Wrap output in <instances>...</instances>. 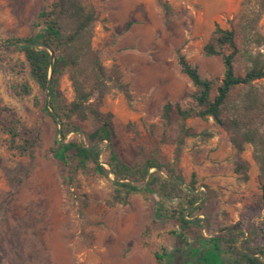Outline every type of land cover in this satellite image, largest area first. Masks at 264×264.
I'll return each instance as SVG.
<instances>
[{"label":"rangeland","instance_id":"rangeland-1","mask_svg":"<svg viewBox=\"0 0 264 264\" xmlns=\"http://www.w3.org/2000/svg\"><path fill=\"white\" fill-rule=\"evenodd\" d=\"M53 1L0 0V43L13 36L35 34L40 29L36 26L40 12ZM168 1L173 7L171 14L158 0H85L97 11L93 47L108 73L118 74L129 91L111 90L100 104L103 112L114 115L116 129L112 143H101V161L110 169L106 159L112 146L123 162L134 165L141 147L152 150L160 145L164 159L180 175L175 180L182 189L202 196L185 213L205 201L202 206L212 212L214 233L209 232L202 211L188 217L198 218L202 225L191 233L182 232L174 218L157 220L159 197L155 194L136 193L128 204L108 207L113 175L107 179L79 174L70 184L67 170L48 151L56 138L69 140L74 133L61 137L58 123L42 110L44 98L34 81L32 95L14 94L12 85L29 77L27 71L13 66L24 57L17 51H1L0 106H13L27 123L39 124L43 146L36 159L21 156L8 149L7 136L0 128V264H158L155 253L163 248L170 257L167 264H195L190 250L200 232L210 238L242 231L241 245L252 229L258 232L256 244H264L260 171L251 146L242 155L249 163L246 181L235 172L236 149L229 135L212 118L186 121L193 131L207 130L213 136L187 137L178 159L176 143L161 142L163 105L173 101L187 107L195 90L180 70L178 52L205 77L221 78L222 58L206 56L204 45L217 24L234 28L239 45H243L242 23L257 6L251 0ZM258 29L264 34V15ZM261 50L264 52V46ZM245 67V60L239 59L237 72L243 73ZM59 88L64 99L74 98L68 74L61 77ZM36 95L41 97L40 105L35 104ZM86 127L91 128L90 123ZM178 202L171 200L166 206L177 209ZM257 256L264 261V256ZM227 263L244 264L230 254Z\"/></svg>","mask_w":264,"mask_h":264},{"label":"trees","instance_id":"trees-1","mask_svg":"<svg viewBox=\"0 0 264 264\" xmlns=\"http://www.w3.org/2000/svg\"><path fill=\"white\" fill-rule=\"evenodd\" d=\"M252 1L257 9H252L242 23L243 45H239L234 28H223L219 24L204 45L206 56L222 58L224 72L221 78L205 77L198 66L178 52L180 70L190 78L195 90L191 95L192 102L187 107L173 101L163 105L164 132L161 142L176 143L178 159L187 137L198 135L208 139L213 136L207 130L200 133L193 131L186 121L194 117L203 120L212 118L229 135L236 149L235 172L246 181L249 180V163L242 155L247 146L252 147L253 158L259 166L264 202V52L261 50L264 34L258 29L264 15V0H251L250 3ZM158 2L167 14L173 12L168 0ZM96 20V9L85 0H54L40 12L36 23L40 29L35 34L2 40L11 45L0 47V52L21 53L24 60L16 61L13 66L22 69L20 72L27 71L29 75L12 85L14 94L20 97L32 95L34 81L44 98L42 110L61 125V130L58 129L61 137L74 133L73 138L62 142L56 138L48 151V155L67 170L66 179L70 184L75 182L79 174L107 179L113 175V191L106 200L108 207L128 204L136 193L155 194L159 197L155 206L157 220L174 218L182 232L191 233L195 227L202 229V225L198 218L188 217H194L202 211L208 219V230L213 234L212 212L203 208L205 201L191 209L189 214L185 213L202 196L182 189L180 182L175 180L181 177L174 165L164 159L160 145L152 150L141 147L140 159L134 165L123 162L112 146L106 159L110 169L101 161V143H112L116 129L114 115L103 112L100 104L111 90L125 94H129V91L118 74L108 73L101 56L93 47ZM32 42L45 43L49 49L29 45ZM241 58L245 60L246 67L243 73H238L236 63ZM65 74H68L73 84L75 95L71 101L62 97L59 88L60 79ZM49 81L51 88L48 98ZM41 102V97L36 95L35 104L40 105ZM89 123L91 128L86 127ZM0 128L7 136L9 150L36 159L43 146L39 124L31 125L15 107L1 105ZM173 131L176 133L173 134ZM151 169L155 170L151 172ZM175 199L179 200L180 208L168 209L167 202ZM262 229L264 231V222ZM248 234L238 245V241L245 236L242 231H230L210 238L200 232L198 240L191 247L190 260L195 264H228L227 254H230L244 264H264L257 256H264V244L257 245L255 241L258 232L249 229ZM155 257L158 264H167L170 260L164 248L157 251Z\"/></svg>","mask_w":264,"mask_h":264},{"label":"water","instance_id":"water-1","mask_svg":"<svg viewBox=\"0 0 264 264\" xmlns=\"http://www.w3.org/2000/svg\"><path fill=\"white\" fill-rule=\"evenodd\" d=\"M11 44H7V43H0V47H3V46H10ZM29 45L31 46H36V47H44V48H47L49 49V47L45 44V43H41V42H32V43H29ZM52 53V52H51ZM52 57L54 59V55L52 53ZM53 63V62H52ZM52 72H53V66L51 67V72H50V79H51V76H52ZM50 88H51V81H49V85H48V98L50 97ZM54 113V112H53ZM61 130V125H59V131ZM60 142L63 141V139H60L59 140Z\"/></svg>","mask_w":264,"mask_h":264}]
</instances>
